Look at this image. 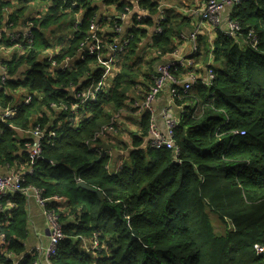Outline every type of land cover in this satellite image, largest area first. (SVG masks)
Segmentation results:
<instances>
[{
    "label": "trees",
    "instance_id": "trees-1",
    "mask_svg": "<svg viewBox=\"0 0 264 264\" xmlns=\"http://www.w3.org/2000/svg\"><path fill=\"white\" fill-rule=\"evenodd\" d=\"M30 1L16 0L26 7L20 5L10 22L17 24L24 19ZM8 2L0 0V25L4 8L10 6ZM150 2L142 1V5L155 13L157 5ZM53 3L50 12L34 22L41 28L35 32V47L29 54L6 63L10 76L26 68L25 80H8L9 87L24 88L33 96L32 105L20 108L13 120L16 127L27 126L35 108L40 110L63 99L76 103L69 91L70 83L78 87L87 76L97 82L101 79L103 66L98 65L96 57L84 55L76 61L81 43L89 36L91 22L102 6L125 12V5L117 0ZM75 3L77 8L72 9ZM64 11L75 16L85 13L75 38L67 44L60 39L46 42L42 30L48 33ZM233 15L241 27L237 38H228L223 30H217L214 47L210 46L207 34L197 40L198 52L193 57L199 65L196 72L202 73V66L205 68L211 60L210 69L214 70L216 81L211 87H195L186 100L177 101L178 106L188 103L175 131V141L181 148L180 164L174 162L169 150L143 148L149 115L143 118L142 136L133 135L134 150L126 166L117 173L108 170L109 153L101 157L98 150L87 144L126 107L138 86H145L148 91L153 85L151 77L156 73L157 59L152 53L165 55L176 51L190 22L175 10L168 11L161 25L162 33L154 38L147 57L142 54V46L154 29L144 30L141 25L152 27L154 20L136 22L137 27L134 24L127 37L130 43L116 65L120 73L111 78V88L102 90L98 101L88 106L90 117L77 128L66 122L56 132L53 144L44 142L46 160L36 164L33 174L25 176L26 185L45 190L46 198L67 199L75 217L64 224L66 238L60 242L52 264H264L255 249L257 244L264 243V0H249ZM98 24L101 37L111 42L114 34L102 31L107 23L101 20ZM251 33L258 37L257 50L246 43ZM5 38L2 43L8 46ZM60 46L61 53L53 61L61 64L70 59V68L65 74L53 75L49 71L52 64L44 53ZM91 64L95 67L90 68ZM54 69L62 71L59 67ZM73 69L75 73L67 74ZM174 73L184 78V71ZM142 79L148 85L142 84ZM38 124L44 129V123ZM235 130L247 134L234 138L231 133ZM99 144L100 149L103 143ZM14 146V133L6 129L0 138V162L10 157ZM78 181L98 190L100 196L78 189ZM19 198L12 200L17 208L11 212L12 218L5 220L9 224L3 222L0 228L10 237L9 252L22 256V240L27 236L28 225L24 202ZM210 213L224 223L228 218L236 227L235 233L217 234ZM96 233L100 247L103 242L113 247L110 255L97 257L80 249L82 238L92 240ZM36 262L38 253L25 256L21 264ZM0 264L14 263L0 255Z\"/></svg>",
    "mask_w": 264,
    "mask_h": 264
},
{
    "label": "crops",
    "instance_id": "crops-1",
    "mask_svg": "<svg viewBox=\"0 0 264 264\" xmlns=\"http://www.w3.org/2000/svg\"><path fill=\"white\" fill-rule=\"evenodd\" d=\"M6 1H9L8 3H10V6L4 8L3 10L4 20L2 24L0 25V36H2V40H0V138L2 137L6 129L9 131H12L14 133L15 146L11 149L12 152H11L10 157L0 162V177H5V176H10V175H15V174L24 175V176L29 177L31 174L34 173L36 165H33L31 163L29 159V150L27 149L26 146L27 144L33 143L36 141L35 137L33 136V132L35 128L40 125V124L38 125L36 124L38 122L40 123L42 122L45 125L44 129L48 127L47 131L57 132L61 126L65 125L66 122L71 127L77 128L80 126L82 122H84L90 116L87 113V109L86 110H83V109L73 110L72 104H67L69 105V109L67 111L57 108L56 106H59L61 104H66L65 100L63 99V102L51 103L49 107L45 106L40 110L35 108L33 110L34 114L30 117L29 123L27 126L16 127L15 124H13V120L18 116V112L20 111V108L32 105V103H29V104H26V102L24 103L26 98L32 97L31 96L32 94H30L24 88H18L16 90L14 88L11 89L8 85V80L13 81V82L24 81L26 68H22L16 75L10 76L8 74L6 63L12 61L13 59H19L24 54H29V52H22L23 50L22 48L17 47V45L15 44H12L9 38V34L10 33L24 34L26 32L33 34L34 36L33 48H34L35 43H36L35 32L41 29L40 27L36 26L34 22L36 23V21L40 18L39 16L47 15L50 12V9L53 6L54 1L53 0H32L30 1V3L27 5L29 10L27 11L24 19L19 21L17 24L10 22V18L17 9L21 8L20 5H25V4H18L16 0H6ZM117 1H119L120 4H124V5L131 4L124 0H117ZM149 1L158 2L162 4L164 8H170L172 6L181 4L180 0H172L170 2V6L167 4V2H169L170 0H149ZM202 1L204 3H208L209 0H202ZM178 2L180 3L178 4ZM193 2L195 1L190 2V0H187V2H185L182 5V10H178L177 12L182 17L189 19L190 25L185 29L186 35L192 34V32H194V29H195L193 26V23H195V21L186 15V12L193 7L191 5V3ZM99 13H100L99 14L100 17L106 16V17H112V18H117V15L121 14L119 9H116L113 7H104V6H102ZM104 13L106 15H103ZM84 14L85 13L79 14L80 20L83 19ZM105 26L103 27V30H102L103 32H106L109 35L114 34L111 27H109L110 28L109 29L107 27V24ZM133 26H134L133 17L129 18L128 20L124 22L123 30H124L125 38L128 37V33L132 29ZM42 31L44 34L47 33V31L46 32H44V30ZM200 35H204V34L201 33ZM207 35L209 37V42L211 44L210 46L214 47L215 41L217 39V33L214 31H210L207 33ZM4 37H6L5 41H9L8 46L6 43H2ZM152 46H153V43H151V41L149 42L148 40H146V42L142 46V49H145L142 52V54L144 55L147 51H150V48ZM1 48H4V50H1ZM61 50H62L61 46L56 49H53L52 47L48 51L47 50L45 51L44 56L47 58L48 62L50 63L53 59H55L56 57L60 55ZM192 50H193V44L191 42L181 41V40L180 42L178 41L177 49H176V54L178 57H187L192 53ZM152 54L154 58L157 59L155 66H154L155 71H156L157 66L159 67L167 63L168 61L167 57L158 56L156 53H152ZM79 57L80 56L78 54L76 57V61L79 60ZM49 71L51 73H54L53 68H49ZM200 74L205 75V68L203 66H202V73L200 72ZM141 82L142 84L147 83L144 79H142ZM146 85H148V83ZM146 92L147 91L145 90V86L139 87V89H135V91H133V93L129 97V100L126 103V107L122 109L123 114H122L121 124L116 128L115 132H112L109 135V137L106 140V145L113 147V151L111 152H107L104 150L105 152L112 154V169H115L120 164H123L124 167L126 166L127 158L129 157V155H120V152L128 154L129 150H134L133 135L142 136V124H143L144 115L140 109V106L143 102ZM22 97L24 98L23 101L21 100ZM18 98L21 101H18ZM152 106L156 111V121H157L158 127L163 133L166 132V124H165V119L162 116V111L165 108L171 106L172 113L175 117L177 114L181 115V111L178 108L179 106L177 105V103L173 102V98L168 90H165L164 92H162L158 96V98L152 103ZM54 108L56 109L53 110ZM9 112H14L15 116L12 118H7V113ZM63 118H64V121H61ZM136 121H138L139 123L137 124ZM146 140H147V137L144 139L143 148H146L147 146ZM103 145L104 143L102 144V146ZM124 146L127 147L128 151L123 150ZM45 160L46 159L41 160V161H45ZM50 162L53 164V166L57 165L53 161H50ZM79 182H82V181H78V183ZM42 191L44 192V195H45V190H42ZM18 196H21V198L19 199L24 202L25 216H26V221L28 225L27 236L25 239L22 240V244L24 246L25 252H24V255L22 256H17L13 253H10L9 252L10 237L8 236L6 232L2 231L0 228V255H4L6 256V258L11 257V261L14 264L16 263L21 264L25 256L32 255V253L36 251L38 253V263L39 264H51L50 260L47 259L46 257V250L50 246V238H49V233H48L47 220L44 215V210L42 209V207L38 205V203L33 198H28L23 195H15V196H11L9 198L4 199V202L1 201V206L3 208V211L0 213V227L3 226L4 223L6 226L9 224L7 221L5 222V220L6 219L9 220L12 218L11 212L17 208L16 205L12 202V200L13 198L18 197ZM50 207L58 211V213L61 216L63 225L65 223L74 221L75 217L72 213V209L70 208L67 199L61 198L58 201H52L50 202ZM217 219H220V218L218 217ZM226 223L230 225L231 227L229 232L235 233L236 227L230 220H228V218H226ZM64 228H65V225H64ZM2 234L5 235V240L2 239L1 237ZM74 241L77 242V239H74ZM100 245L101 243L99 239V234L96 233V235L94 236L92 240L91 238H88V237L82 238L80 249L83 252L91 253L92 255H95V256L97 255V257L99 255L105 257V255H110L112 253L113 251L112 246L108 245L105 242H103V247H100ZM93 248L99 249V251L97 252L92 251ZM43 251H45V253Z\"/></svg>",
    "mask_w": 264,
    "mask_h": 264
},
{
    "label": "built area",
    "instance_id": "built-area-1",
    "mask_svg": "<svg viewBox=\"0 0 264 264\" xmlns=\"http://www.w3.org/2000/svg\"><path fill=\"white\" fill-rule=\"evenodd\" d=\"M248 1L249 0H209L208 3H204L203 1L196 2L197 6L194 7L192 10H188L186 12V15L195 21V23H193L195 29L192 34H182L180 36V40L191 42L193 44V50L192 53L187 57H178L176 51L167 55H162L161 53L158 54V56L167 57L168 61L167 63L159 67L157 66L155 75L151 77L153 85L149 87L148 91L145 93L143 102L140 106L143 115L150 116L146 147L150 146L152 149L156 150H169L173 154L174 162L180 164L181 148L177 145L175 141V131L180 123V114H177L175 117L172 113L171 106L165 108L162 111V116L164 117L166 124V132L163 133L158 127L156 121V111L153 108L152 103L165 90L169 91L173 98V102L177 103L178 99L186 100V98L189 97V93L195 87L200 86L201 84L207 87H211L215 83V72L214 70L210 69V64L212 63L211 61V63L209 62L205 67V75L196 72V68L199 65L196 64L193 57L198 52L197 40L199 36H201V33L207 34L210 31L216 32L217 30H223L224 35L228 38H237L241 31V27L239 23L235 20L233 12L242 4ZM139 5L146 11H149L148 8L141 5V1L139 2ZM128 6L133 7L132 4H128ZM76 8L77 3L73 4L72 6V9ZM126 10L125 12L128 13L129 10ZM137 10L138 9L136 8L135 12L131 13L134 24L138 22L137 19H142L141 17L137 18ZM125 12H122L120 15H123ZM101 19L103 18H101L98 14L94 18V21L91 22L89 36L81 43L79 49V56L88 55L90 57H96L98 59V65L103 66V68L105 67L104 74L98 82H95V78H93L92 76L89 77L90 81H94L95 88L98 85H102V90L108 91L111 88L109 80L111 78L113 79V77L120 73V70L116 67V65L119 62L121 55L124 53L125 48L129 45L130 39L127 38L128 40L124 41V30L120 26L122 22L118 17H107L103 20L108 22L110 19H113V25L117 24V28H120L117 37L116 34L113 32L114 38L111 42L108 43L106 39L101 37V35L99 34L101 32V28L98 22L101 21ZM80 24L81 20L79 23L75 24V32H78ZM138 24L136 23L135 27H137ZM161 25L157 29L153 30L151 34L152 36L156 33H162ZM142 26L143 25H141V28ZM9 38L12 44H15L17 45V47L23 49L22 52H29L34 43V36L29 32H26L24 34L10 33ZM0 40H2V36H0ZM258 42V37L253 33H251L246 38V43L251 46L252 49L257 50ZM1 50H4V48H1ZM103 53H107L108 55V59L106 61H104L102 58ZM51 62L55 64L54 67H59L61 70H69L70 68L69 59H66L61 64H56V62H54L53 60ZM54 67L52 66L53 70H55ZM177 70H182L185 72L183 79L178 78V76L174 73ZM139 87L140 86H138L136 89H139ZM178 87H181L182 90H179ZM90 88L91 83L89 84L88 88H86L84 91L88 92ZM72 96L73 100H75L76 103H69L67 101L66 104H61L56 107L61 110L67 111L69 109V105L67 104H72L73 110H86L90 104H94L98 100L95 94H91L90 96L84 99H76L74 92L72 93ZM26 104H29V102H26ZM187 105L188 103L186 102L179 106L182 107L181 113H183L184 108L187 107ZM122 114L123 110H121L118 115L114 116L108 123V125L104 126L95 137L91 138L87 142L90 148L98 150L100 152L101 157L104 156V153L107 152L102 149V145L99 149V143L101 141L102 143L106 144V140L109 135L112 132H115L116 128L121 124ZM14 116V112L7 113V118H12ZM246 134V131L242 130H235L231 133L232 137L234 138L244 137L246 136ZM33 136L35 137L36 141L27 144L26 147L29 150V159L31 163L33 165H36L41 160H44V142H49L53 144L55 142L57 134L54 131H47L46 129H43L42 126H38L35 128ZM109 156L112 160L111 153H109ZM110 165L112 166V162L108 165V170L113 173L119 172L124 167L123 164H120L115 169H110ZM15 195H23L28 198H33L38 203V205L44 210V215L47 220L48 233L50 238V246L46 250V257L50 260V263L52 264V257L56 256L60 242L65 239V233L61 216L56 209L50 207V202L58 201L61 198L58 196H55L53 198H46L42 190L34 186L26 185V178L24 175L15 174L0 177V213L3 211L1 201L3 199ZM1 237L3 240H5V235L2 234ZM255 249L257 255L263 257L264 259V243L257 244L255 246ZM43 252L45 253V251ZM32 254H37V252L34 251ZM8 259L11 260V257H9ZM35 264L39 263L36 262Z\"/></svg>",
    "mask_w": 264,
    "mask_h": 264
},
{
    "label": "rangeland",
    "instance_id": "rangeland-1",
    "mask_svg": "<svg viewBox=\"0 0 264 264\" xmlns=\"http://www.w3.org/2000/svg\"><path fill=\"white\" fill-rule=\"evenodd\" d=\"M124 1H127L129 3H131L133 5L132 6H128L127 4H125V8L129 10L128 13H124L123 15H117V17L120 19V21L122 22V24L120 25L122 28H123V24L126 20H128L129 18H132L131 17V13L135 12V9L137 8V18L141 17L142 19L141 20H138V23H141L143 22L144 20L147 21L149 18L153 19L154 20V24L152 25V27H150L149 25H147L145 23V25L142 26V29L144 30H153V29H157L167 18V14H168V11L170 10H175L176 12H178V10H182V5L187 2V0H180L181 4L180 5H176V6H172L170 8H164V6L158 2H154V1H151L150 3L151 4H156L157 5V9L155 11V13H153L150 9L149 11H146L144 8H142L140 5H139V2L141 1V5H142V1H145V0H124ZM172 0H170L169 2H167V4L170 6V2ZM192 1H195L193 3H191V5L193 6L190 10H192L194 7L197 6V3L196 2H202L201 0H190V2ZM178 2V4L180 3ZM130 7V8H129ZM148 8V7H146ZM125 9V10H126ZM127 11V10H126ZM65 13L64 14H60V15H63L62 18H60L57 22H55L51 28H49V31L47 34H45V39H46V42L48 43H55L57 42L59 39L62 40L63 42H65V44L68 43V41H71L75 38V24L79 23L80 22V19H79V15L78 16H75V13H68L67 11H64ZM103 15H106L105 13ZM101 18H107L106 16L103 17L101 16ZM77 19L79 21H77ZM101 19V20H103ZM113 19H110L108 22L105 21L107 23V27H111L112 28V31L116 34V37L119 33V30L120 28H117V24L113 25V22H112ZM100 32V31H99ZM157 35H160L159 33H156L154 34L153 36L151 35L150 37L148 36V38L146 40H148L149 42L151 41V43H153V40L154 38L157 36ZM114 38V37H113ZM125 40H128L127 38L124 37V41ZM146 40L143 42V45L144 43L146 42ZM180 42V41H179ZM107 49V48H106ZM148 53V54H147ZM151 53V51H147L144 55H146L145 57H147V55H149ZM155 53V51L153 52ZM156 54L158 55L159 53L156 52ZM167 55V54H165ZM84 57L83 56H80L79 59H82ZM43 58V57H42ZM103 60L106 61L108 59V55L107 53H103V56H102ZM164 58V57H162ZM70 60V59H69ZM52 66H54L55 64H53L51 62ZM95 65L94 64H91L90 65V68H94ZM210 67L213 68L212 66V63L210 64ZM105 68V67H104ZM103 68V73L104 74V71L105 69ZM66 70L67 69H63L62 71H54L53 75L55 74H59V73H66ZM74 70V69H73ZM71 70L69 73L67 74H70L71 72L75 73L76 70ZM107 70V68H106ZM103 76V75H102ZM111 80V79H110ZM109 80V82H110ZM95 82H97L95 80ZM88 84L87 87H82L84 84ZM91 83V88L88 92H85L84 90L86 88H88L89 84ZM69 87V91L71 89V92L75 94V98L76 99H84L88 96H90L91 94H95L97 96V99H98V95L100 94L101 90H102V85H98L96 88L94 87V81H90V77L87 76L84 80V82H82L81 86H78V87H74L73 86V83H70L68 85ZM94 90V91H93ZM22 101L24 100V98L22 97L21 99ZM19 100L18 98V101H21ZM33 101V96L32 97H28L25 99L24 103L25 102H29L31 103ZM98 101V100H97ZM96 101V102H97ZM180 109V111L182 110V107H178ZM11 110V109H10ZM136 123L138 124L139 122L136 121ZM48 129V127H46V130ZM122 138V136H121ZM123 140V138H122ZM126 150L127 147L124 146L123 147V150ZM112 162V160L110 161V163ZM109 163V164H110ZM108 164V165H109ZM110 169H112V166L110 165ZM218 216L214 213H210V221L212 222L216 232L218 234H224L226 231H229L230 230V225H228L225 221L222 222L220 219H217Z\"/></svg>",
    "mask_w": 264,
    "mask_h": 264
},
{
    "label": "water",
    "instance_id": "water-1",
    "mask_svg": "<svg viewBox=\"0 0 264 264\" xmlns=\"http://www.w3.org/2000/svg\"><path fill=\"white\" fill-rule=\"evenodd\" d=\"M45 32V31H44ZM179 116V115H178ZM103 150L107 151V152H111L113 151V147L112 146H109V145H106L104 144L103 145ZM132 153V150H129L128 154L126 153H123V152H120V155H131ZM77 188L78 189H83L85 191H88V192H91V193H95V194H98L100 196V192L98 190H96L95 188L87 185L85 182H79L77 184Z\"/></svg>",
    "mask_w": 264,
    "mask_h": 264
}]
</instances>
